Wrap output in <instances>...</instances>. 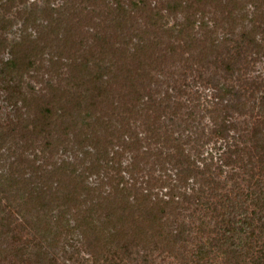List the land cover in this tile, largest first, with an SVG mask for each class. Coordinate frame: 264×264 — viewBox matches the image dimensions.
I'll use <instances>...</instances> for the list:
<instances>
[{
  "label": "trees",
  "instance_id": "trees-1",
  "mask_svg": "<svg viewBox=\"0 0 264 264\" xmlns=\"http://www.w3.org/2000/svg\"><path fill=\"white\" fill-rule=\"evenodd\" d=\"M115 5V9L128 12L120 1L115 0ZM132 5L138 7L130 0ZM187 7L182 5V8ZM255 7L252 16L246 14L243 18L250 28L237 39H225L218 44L215 40L199 42L196 36L184 37L185 40L191 37L184 50L189 54L184 61L194 74L191 86L207 82L214 91L213 100H207L208 105L201 92L196 91L191 96L190 84L173 87L174 96L169 95L168 90L151 89L146 82L150 77L143 62L150 61V67L157 71V66H164L161 63L164 59L145 44L136 45L137 72L127 71L113 83L110 78L97 77L98 98L104 103L106 96L105 93L100 95V90L105 85H114L111 94L115 96L109 105L106 124L101 126L93 122L99 130L92 136L84 133V137L93 142V151L83 152V158L86 156L85 161L89 163L83 162L79 170L77 164L69 160L76 153L81 154L80 149L73 147L75 151L69 159L61 158L60 163L49 164V160H54L51 154L42 157L41 161L37 153H30L35 158L30 159L27 167L26 159H18L23 170L17 175L25 180L29 167L30 185L15 184L21 179L16 177L12 166L9 167L10 174H0V194L4 198L9 199V195L15 196L17 192L28 195L29 201L25 205L30 211V230L33 237L39 239L38 243L30 241V246H26L30 248L23 247L20 253L3 246L0 241V261L12 254L19 264H59L55 260L57 251L73 259L74 253L65 249L63 241L74 238L96 262L103 255L110 264H125V260L130 264L134 260L133 264H149V254L157 252L169 253L179 264H264V80L249 77L253 70L250 65L256 61L252 56L264 59V13L259 10L264 7V2ZM175 8L170 7V10ZM183 28L182 25L177 31L180 35ZM202 28L206 37L207 27ZM136 36L139 39V35ZM198 42V51H191ZM131 43L129 39L125 44L123 58L112 57L111 69L120 71V66L126 63ZM186 44L187 41L184 46ZM201 44L204 45L202 48ZM163 51L169 53L172 50L165 47ZM176 54L179 53H169V57ZM13 59L16 61L15 57ZM152 62L157 65L152 67ZM33 64L27 65L21 60L23 69H29ZM79 76L81 84L87 83V74L80 73ZM246 88L252 94L243 101L240 93ZM258 91L262 92V97L256 104L255 92ZM56 106V102L47 104L40 112L42 121L35 119L31 123L34 135L47 130L45 140H50L54 126L58 124L67 132L80 130L75 113L81 111L76 106L71 111ZM96 106L91 105V108ZM232 112L238 117L235 118ZM243 116L250 118L252 127L248 126V121L244 123L246 128L240 127L238 118ZM178 118L181 123L177 126ZM143 120L145 123L139 125L138 122ZM182 123H185L184 127ZM139 126L146 128L144 138L135 133ZM231 131L238 134L239 145L233 144L231 155L224 151L222 158H216V163L223 160L215 168L219 174H224V166L230 167L224 181L216 184L212 171L215 157L212 154L208 158L200 157L198 148L206 143L207 133L229 144L228 141L236 139L230 135ZM77 144L85 147L81 142ZM46 147L52 152L49 142ZM23 148L31 149L26 141ZM121 149L123 153H130V163L123 167L124 170ZM193 155L199 158L203 169L193 160ZM77 159L81 160L78 156ZM92 176L95 181L90 180ZM195 186L199 187L196 189ZM197 206L211 213L210 222L200 219L198 224L188 225L183 212ZM24 218L29 222L27 217ZM193 232L205 241L189 255L182 244L189 242ZM47 234L52 237H46Z\"/></svg>",
  "mask_w": 264,
  "mask_h": 264
},
{
  "label": "rangeland",
  "instance_id": "rangeland-1",
  "mask_svg": "<svg viewBox=\"0 0 264 264\" xmlns=\"http://www.w3.org/2000/svg\"><path fill=\"white\" fill-rule=\"evenodd\" d=\"M118 1L128 12L115 9V0H0V174L4 173V176L10 174L9 167L12 166L16 177L21 179L17 174L23 168L18 159H26L27 167L30 159L35 158L30 153H37L41 161L42 157H48L51 154L54 160H49V164L53 161L60 163L63 159H69L70 154L75 151L73 147L80 149L82 155L76 153L74 158L69 160L77 164L79 170L83 162L89 163L85 161L86 156L83 158V152L93 151V142L85 138L84 133L92 136L99 130V126H95L94 123L101 126L104 122L106 124L110 114L109 105L115 96L111 94L114 92V85L113 87L103 86L100 90V95L105 93L106 96L103 103L95 90L99 83V81L95 82V79L102 76L104 79L110 78V82L113 83L121 79V74L124 76L127 71L137 72L139 70L137 43L147 45L156 55H163L164 60L161 63L164 66H157V71L150 67V61L143 62V65L146 64L145 71L150 77L146 82L151 89H160L163 92L168 90V94L174 96L173 87L190 84L191 96L196 91L201 92L205 104L208 105L207 100H213L211 99L213 89L209 88L207 82L195 83L196 85L191 86L194 74L190 73L188 63L184 61L185 57L189 56L184 50H187L190 38L196 36L197 41H206L205 43L215 40L218 44L225 39H237L242 32L250 28L248 21L243 20L244 16L246 14L250 16L255 11V5L264 2V0H134L135 5L138 6L135 7L130 6V0ZM182 5L188 7L182 8ZM170 7L177 8L170 10ZM259 10L264 13V7ZM182 25L183 34L180 35L177 31L182 28ZM202 26L207 27L206 37ZM136 35H139V39ZM187 35L191 37L185 40L184 37L187 38ZM129 39L132 43L127 50L129 54L125 57L126 63L123 61L124 64L120 66V73L117 69L110 68L113 64L111 59L112 57L123 58V48H126L125 44L129 42ZM140 39L142 42H139ZM186 41L187 44L184 46ZM199 42V45L190 48L191 51H198ZM231 44L229 48L232 47ZM203 46L201 44V48ZM224 46L220 49L222 53ZM165 47L171 48L172 51L169 53L177 51L179 54L169 57V53L163 51ZM12 56L16 58V61ZM252 57L256 61L250 65L253 70L250 71L249 77L254 80H264V59L254 55ZM252 57L249 56V59ZM21 60L27 65L34 64L29 69H23ZM152 64V67L154 64L157 65L154 62ZM136 68H138L137 71ZM80 73L88 75L87 83L81 84L82 79L78 80L81 77ZM243 92L245 95L242 94ZM242 93L240 94L243 101L249 99L252 94L247 88L242 90ZM255 96V103L258 104L261 101L262 92H255ZM54 102L57 108L65 107L71 111L73 106H76L81 111L75 113L80 130L74 129L67 132L63 125L58 124L54 126L51 139L45 140L47 130L40 135H34L31 131V123L35 119L42 121L41 110L47 104L52 105ZM91 105L97 106L92 109ZM174 109L175 107L171 108L170 112L172 113ZM255 112H258V109ZM232 113L235 118L238 117L236 112ZM96 118L100 119L95 120ZM179 120V118L176 119L177 126L181 123ZM144 121L138 124L145 123ZM162 121L169 126L170 123L167 120L163 118ZM238 121L241 128L247 127L244 124L247 121L248 126L252 127L248 116L239 117ZM205 122L209 123L208 118H205ZM184 125L185 123L181 124L182 127ZM145 129L144 126H139L135 129V133L140 138H144ZM101 135H104V132ZM230 135L236 139L228 141L229 144H227L207 133L204 140L206 143L198 148L200 157L208 158L211 154L215 157L212 171L216 184H221L227 177V172L230 171V167L224 166V174H219L215 168L221 165L223 160L216 163L218 160L216 158H222L221 154L224 151L231 155L233 144L239 145L238 134L231 131ZM25 141L32 150L27 151L23 148ZM48 142L51 144L52 152L46 147ZM78 142L85 147H79ZM141 145L144 146L145 142L142 141ZM228 146H231L230 149H227ZM122 150L119 151L121 152L120 160L123 163L121 167L124 170L123 167L130 163V153H123ZM7 156L10 157L7 158ZM77 156L81 160H78ZM193 160L197 161L203 169L197 156H194ZM11 162L14 163L10 165ZM27 173L25 180H18L20 183L15 184L21 187L30 185L29 167ZM122 174L126 175L124 172ZM90 178L91 181L96 180L94 176ZM198 187L195 186L196 189ZM223 192L226 193L224 190ZM26 201H29L26 192L24 194L17 192L15 196L9 195V199L0 194V241L3 246L6 245L17 253H20L23 247L30 246V241L39 242L30 230V211L26 208ZM201 208L202 206H197V208H190L188 212H183L184 220L188 225L198 224L200 219L209 221L211 213ZM193 210L195 212H192ZM24 217H27L29 222ZM46 237L52 236L47 234ZM198 237L193 232L189 242L182 244V248L189 255L205 241H201ZM63 242L65 249L74 254L73 259H68L66 257L69 255L65 257L56 250L58 254L55 260L59 264H110L106 262L103 255L96 262L93 255L86 251L77 239L68 238ZM137 250L145 254L139 248ZM124 263L130 264L128 260ZM0 264H19V261L16 256L10 254L5 261H0ZM149 264H179V262L169 253L157 252L149 254Z\"/></svg>",
  "mask_w": 264,
  "mask_h": 264
}]
</instances>
